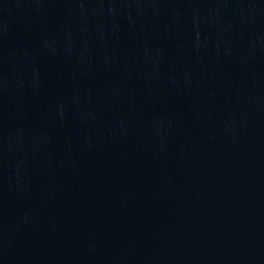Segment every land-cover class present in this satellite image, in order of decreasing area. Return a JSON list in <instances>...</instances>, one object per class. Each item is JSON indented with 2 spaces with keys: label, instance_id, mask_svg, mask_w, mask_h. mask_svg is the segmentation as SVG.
I'll return each instance as SVG.
<instances>
[{
  "label": "water",
  "instance_id": "95a60500",
  "mask_svg": "<svg viewBox=\"0 0 264 264\" xmlns=\"http://www.w3.org/2000/svg\"><path fill=\"white\" fill-rule=\"evenodd\" d=\"M0 264H264V0H0Z\"/></svg>",
  "mask_w": 264,
  "mask_h": 264
}]
</instances>
